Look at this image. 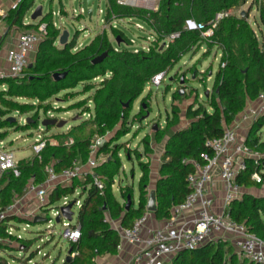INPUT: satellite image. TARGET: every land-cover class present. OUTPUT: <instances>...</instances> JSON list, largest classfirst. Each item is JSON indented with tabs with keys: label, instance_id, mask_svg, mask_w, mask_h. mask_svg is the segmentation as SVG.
<instances>
[{
	"label": "trees",
	"instance_id": "1",
	"mask_svg": "<svg viewBox=\"0 0 264 264\" xmlns=\"http://www.w3.org/2000/svg\"><path fill=\"white\" fill-rule=\"evenodd\" d=\"M106 1L104 19L107 24L111 25L115 20L136 19L152 31L155 40L150 44L149 50L140 49L135 52L123 45L118 48L117 42L110 40L106 30L81 47H77V35L65 46H57L60 29L54 26L51 14L43 15L37 24L24 23L35 0H19L2 18L9 27V32L13 27L22 30L37 29L38 24L45 22L48 33L39 43L34 61L25 68L22 75L0 78V86H6L0 90V129L17 126L14 120L4 118L7 114L26 113L39 106L47 108L48 101L54 95L75 88L80 83L83 84V92L93 90V95L90 99L78 101L71 106L80 108L91 100L94 111L90 118L82 119L67 132L44 136L46 146L41 153L19 161V176L12 171L0 173V212L13 204L16 198L24 195L29 182L42 184L47 178L46 170L49 166L59 173L72 166L75 160L86 163L93 138L109 137L97 151V159L104 156L103 161L82 177L75 178L71 185H58L50 192L53 203L74 193L79 188L76 183L85 179L81 192L86 197L79 207L77 219L81 235L77 241L70 242L71 254L74 256L70 254V260L66 259L63 264H96L98 256L114 255L118 252L121 236L107 220L106 213L112 220H121L122 227H129L147 212L150 184L147 165L141 164L137 207L134 205L132 187L120 186L121 197L125 200L123 203L112 190L115 178L122 168L118 155L122 145H112L115 138L110 134L115 129L118 138L128 133L120 127L129 119L134 101L144 92L154 75L168 72L183 55L188 52L197 53L203 46H206L205 55L213 48L221 51L220 66L215 75L212 92L205 103H195L185 111V118L189 123L178 127L182 111L179 106L174 105L172 113L166 118L165 128L160 129L158 126L154 131L155 138H159L161 134L178 127L171 132L161 158L155 187L154 214L158 219L170 217L172 206L183 202L191 192L187 177L195 172V161L205 162L201 154H212L208 140L221 136L225 126L231 125L248 103L264 92V0H160L157 10L124 5L117 0ZM248 3L246 16H241L242 7ZM254 8L258 12L255 23L259 33L249 21ZM221 12L229 14L219 21L211 38H203L199 29L186 28L187 21L208 24ZM111 29L115 39L120 38L122 42L129 44L130 40L125 38L122 30L112 25ZM173 32H180V37L161 49L159 43ZM7 35L8 33L3 37ZM105 52L107 55L102 61L93 63L95 58ZM191 70L198 78L197 69ZM58 73H65L64 78L55 80L54 75ZM69 93L71 92H66ZM179 93L178 89L175 90L173 99L179 97ZM17 98H26L37 103H22ZM148 98L145 97L143 103L147 106L141 105L135 119L145 117ZM87 111H90L89 107L83 113ZM32 122L33 120L29 121L30 124ZM263 126L264 115L252 122L246 137V143L256 145L262 152L264 140L259 132ZM84 130L85 134L78 138L77 134ZM71 137H75L74 141L71 144L66 143L67 138ZM142 143L147 150L150 149L149 138H144ZM131 151L137 152L136 149L128 148V158L132 155ZM255 171L261 172L264 179V158L260 165L248 162V168L239 175L238 183L244 188L260 186L261 183L251 179ZM96 177L102 180V189L95 185ZM128 196L133 204L126 211ZM228 210L233 220L244 223L249 232L264 240V196L245 193L241 199L231 202ZM11 221H23V218L16 214H7L0 222L1 239L11 238V234L7 232V225ZM20 241L18 249L26 250L27 241ZM224 244L210 241L195 250H184L175 255L168 264H258L237 258L239 256L231 252L230 246L227 248V252H231L228 262L223 250ZM7 248L12 247L0 242V264H9L1 254ZM30 260L26 262L29 263Z\"/></svg>",
	"mask_w": 264,
	"mask_h": 264
},
{
	"label": "rangeland",
	"instance_id": "2",
	"mask_svg": "<svg viewBox=\"0 0 264 264\" xmlns=\"http://www.w3.org/2000/svg\"><path fill=\"white\" fill-rule=\"evenodd\" d=\"M86 1L87 0H35L27 18L31 20V15L36 7L42 6L43 15L51 14V16H53L56 26L60 29V35L64 30H67L70 34V40L76 35L78 36L76 39L77 47L90 43L98 33L104 30L107 31L110 40L115 42L116 39L112 33L110 24H107L105 21L103 23L102 21V19L105 20L107 1L96 0L93 3L91 20L87 15ZM159 2L160 0H157V7ZM248 7L249 3L243 6L242 10H247ZM81 9H83V13ZM100 10H102V12H100ZM257 18L258 12L256 8H254L251 11L249 21L259 33V29L255 23ZM137 24H141L143 29L138 28ZM118 28L122 30L125 38L128 40L133 38L136 41L134 45H132V48L141 46L148 47V45L152 43V41L148 42L146 40L152 31L142 21L136 19L126 20L121 22ZM159 44L161 49L166 47L163 42ZM56 45L60 46L59 41ZM121 45H123V47L125 46V44ZM205 51L206 46H203L197 53H186L173 68L169 69L164 82L159 87L150 85V89L145 88L144 92L134 101L129 119L120 127L123 131L127 130L128 133L118 138V132H116L115 129L110 134V136H114L115 138L112 145H122L118 153L122 161V168L112 186V190L120 202H125L121 197L120 186L132 187L134 205L137 207L142 163L149 167L150 181L152 177L156 176L155 174H159L162 163L161 158L164 152V150L162 152L163 146L165 148L164 144L167 142L173 129L177 127L167 131L165 134H161L159 138H155V132L153 130L154 125L157 124L160 129L165 128L166 118L172 113L174 105L179 106L182 111L181 121L187 124V122L183 120L185 119L186 109L195 103H205L207 98V96H205L206 90H208L209 94L212 92L215 75L220 66L219 53L221 51L217 48H213L207 55L204 54ZM31 57L32 56H30V61L32 60ZM192 68L197 69L198 78H193L194 72H191ZM209 69L212 71L210 75ZM209 76L210 78L208 79ZM182 77L184 79L187 77V83L184 82L183 85L180 84ZM202 79H204V82ZM5 88L6 86L4 85L0 86V90ZM177 89L180 92L179 97L173 99V92ZM195 91H197V93ZM66 92H71L72 95L71 93L66 94ZM92 93L93 90L83 92V84L80 83L75 88L61 91L54 95L48 101L47 108H41L39 106L26 113L11 112L7 114L4 118L14 120L17 126L0 129V148L14 151L18 161L33 157L34 153L32 146L40 135L44 137L54 133L67 132L71 127L82 121V119L86 120L88 114L85 113H88V111L85 113L83 112L88 109V103L87 105H82L80 108H74L71 105L83 99H90ZM197 94L198 97H196ZM145 97H149L146 101L148 108L144 114L145 117L135 119V115L139 112L141 105H145L143 104ZM17 100L22 103H37L36 101L26 98H17ZM90 107H92L91 111H94L92 103ZM46 118L65 120L66 124L63 127L51 126L46 128L42 125V121ZM28 120H33V124H30ZM181 125L182 124H179L178 127H181ZM251 125L252 122L249 121L247 125L241 126V137L248 136V129L250 130ZM234 126L236 127V125ZM237 131L239 132V127ZM84 132L86 131L84 130L82 133L77 134V137H82L85 134ZM259 135L264 139V126L259 132ZM106 138L109 139V137ZM144 138H149V150H147L145 144L142 143ZM74 139L75 137L67 138L66 143L68 142L71 144ZM93 139L95 140L96 137ZM52 142H57V140H52ZM128 148L130 150L136 149L137 151H131L132 155L129 158L127 156ZM100 158V161L105 159L104 156H100ZM84 182L85 179H82L76 183V186H79V188L76 189L74 193L68 195L70 201L76 198L84 201L86 196L81 192ZM244 190L247 194L264 196V185L252 186L249 187V189L244 188ZM149 195L150 194H148V200ZM51 200L49 194L43 205H39L40 202L36 197L33 194L27 193L15 199L14 203L16 207L14 208V212H16V215L22 217L23 221H11L9 225H7L9 230L8 234H11V238L7 237L3 239L2 242L12 248L5 249L1 254L9 264H63L69 257L70 242L61 236L63 230L62 223L56 222V218L53 217L54 210L61 206L63 199L61 198L53 203ZM31 203L33 205H31ZM72 210L74 212L73 223H77L79 207L74 206ZM35 216H41L46 218V220L51 218V228H53L54 233H51V229L48 227V221L34 223ZM21 239L26 240L28 243V248L26 250L18 249ZM216 241L225 243L223 250L226 252L228 262L231 252L238 256L237 247L230 240L218 239ZM229 246L231 248L230 253L227 252ZM237 258L243 259L240 256ZM28 259H31V263L30 261L29 263L26 262Z\"/></svg>",
	"mask_w": 264,
	"mask_h": 264
},
{
	"label": "built area",
	"instance_id": "3",
	"mask_svg": "<svg viewBox=\"0 0 264 264\" xmlns=\"http://www.w3.org/2000/svg\"><path fill=\"white\" fill-rule=\"evenodd\" d=\"M117 1L120 4L142 7L148 10H157L158 8L157 0ZM81 12L83 13V9ZM228 14V12L218 13L215 19L208 24L187 21L186 28L199 29L203 38H211L214 36L219 21ZM4 16L5 14H0V41L4 35L2 28ZM102 21L104 23L105 20L102 19ZM123 21L126 20H115L111 25L116 28ZM137 25L138 28L143 29L141 24ZM54 26L57 27L55 22ZM47 33L45 22L38 24L37 29H27L20 32L16 48L8 55L7 69L0 68V78L22 75L25 68L30 64L31 54L37 51L39 43L47 36ZM179 37L180 32L167 35L163 41L164 46H168L169 43ZM146 40L148 42L154 41L155 35L151 33ZM135 42L132 38L129 44L120 42L117 43V47L120 48L121 44H125L124 47L132 48ZM149 47L150 45L132 49L137 52L140 49L149 50ZM167 73L163 71L154 75L146 88L150 89V85L159 87L164 82ZM248 104L238 116L253 122L264 115V92ZM233 124L234 122L232 125L225 126L221 136L208 140L207 144L211 148L212 154H201L205 160L204 163L194 162L195 172L187 177L191 192L183 202L172 206L170 217L165 218V224L162 227L148 229L149 211H147L137 218L131 226L116 228L121 236L118 249L122 248L124 243L137 249L129 259L117 264H168L178 253L184 250H195L210 241L217 242L218 239L230 240L237 247L238 255L249 262L264 264V240L249 232L244 223L233 220L228 210L231 202L241 199L245 194L244 187L238 183L239 175L248 168L250 161L254 165H260L264 158V152L260 151L256 145L246 143V137H241ZM101 139L103 138H96L90 145L89 158L86 163L75 160L72 166L59 173L55 172L52 166H49L46 170V180L38 185L32 181L29 182L24 192L33 194L40 202L39 205H43L50 192L58 185L69 186L75 178L82 177L97 166L100 161L96 155L100 147L98 142ZM45 146L46 141L40 135L32 146L34 155H39ZM18 163L14 151L0 148V173L12 171L16 176H19ZM251 179L264 185V179L259 171L252 173ZM216 181L222 183L224 190L223 206L219 208L216 206L217 197L213 191V184ZM94 183L98 188H103V182L99 178L96 177ZM71 203L73 209L74 206L80 207L82 201L79 198L70 201L68 196L63 197V202L54 210L53 217L56 218L61 214V207ZM15 207L16 205L13 203L6 210L0 212V222L7 214H16L14 212ZM188 212H191L189 219H187ZM46 221L49 222L48 227L51 229V233H54L53 228H51L52 219ZM59 223H62L63 226L61 233L63 238L69 242H75L80 238V226L73 223V219L68 221L61 217ZM7 232L9 233L8 228ZM2 241L3 239L0 238V242ZM71 256L73 257L74 254Z\"/></svg>",
	"mask_w": 264,
	"mask_h": 264
},
{
	"label": "crops",
	"instance_id": "4",
	"mask_svg": "<svg viewBox=\"0 0 264 264\" xmlns=\"http://www.w3.org/2000/svg\"><path fill=\"white\" fill-rule=\"evenodd\" d=\"M17 1L18 0H0V14L1 13H8V11L12 8H14L17 4ZM31 12V11H30ZM29 13V12H28ZM5 14V15H6ZM42 14H43V10H42ZM251 15V14H250ZM43 16V15H42ZM28 17V14L26 15L25 17V20H24V23L29 25V24H37L40 20V18L36 19V20H30L27 18ZM55 22V21H54ZM2 28L4 30V35L6 33H8L7 36H5V38L3 37L2 39V42H1V45H0V68H4V69H7L8 67V61H7V58H8V55L10 54V52H12L15 48H16V42H17V38L20 34V32L24 31V29H17L16 27H13L10 32H9V27L7 26L6 22L3 20L2 21ZM33 29V28H31ZM26 30V29H25ZM3 35V36H4ZM58 40V39H57ZM69 40H70V37H69ZM56 43H58V41H56ZM61 46V45H60ZM81 47V46H80ZM36 53V52H34ZM34 53L31 54V58L32 60L30 61V63H32L34 61ZM219 57H221V52L219 53ZM212 72V71H210ZM210 72H209V75H210ZM204 73V72H203ZM195 73H194V76L193 78H196L195 77ZM210 78V76L208 77V79ZM96 81H99L98 79H96ZM94 92V91H93ZM93 93L91 94V97H92ZM84 100V99H83ZM81 101V100H80ZM78 102V101H77ZM76 103V102H75ZM92 103L91 100L88 101V107L90 109V111H88V113H85V114H88V117L87 118H90L92 115H93V111H91V108L90 107V104ZM93 104V103H92ZM249 105V104H248ZM93 109H94V105H93ZM90 115V117H89ZM86 118V119H87ZM182 120V119H181ZM184 121L187 122V124L189 123V120H187L186 118L183 119ZM251 121L250 119H245V118H242L240 116H237L235 121H234V125H236V128L239 127V134H240V129H241V126H245L247 125V123ZM181 127L183 126H186L187 124L186 123H183V121L180 122ZM178 128V127H177ZM176 129V128H175ZM173 129V131L175 130ZM156 131V130H154ZM249 131V129H248ZM247 133V131H246ZM245 133V134H246ZM56 134V133H54ZM53 135V134H51ZM241 136V134H240ZM107 140V138H105ZM263 139V138H262ZM264 140V139H263ZM165 145V144H164ZM164 146H163V149H162V152L164 150ZM101 159V158H100ZM99 159V161H100ZM156 176L155 177H152L151 178V181H150V185H149V190L150 192L152 190H155V187H156V182L159 178V174H155ZM222 183L220 181H216L214 184H213V191L217 197V203H216V206L219 208V207H222L223 206V196H224V190H223V187H222ZM246 189H249V188H246ZM149 192V194H150ZM246 193V192H245ZM31 205H33L31 203ZM148 211V209H147ZM146 213V212H145ZM191 216V212H188L187 214V219L190 218ZM106 218L107 220H109L112 224V226L116 229L117 227L119 226H122L121 225V220H112L110 215L108 213H106ZM165 224V218L163 219H158L155 217V214L154 212H150L149 211V221H148V229H155V228H159V227H162L163 225ZM136 248L134 246H131L129 244H123L122 245V248L118 249V252L114 255H104V256H98L96 258V264H117V263H120L124 260H127L129 259L133 254L134 252H136ZM238 250V249H237ZM239 256V255H238Z\"/></svg>",
	"mask_w": 264,
	"mask_h": 264
},
{
	"label": "water",
	"instance_id": "5",
	"mask_svg": "<svg viewBox=\"0 0 264 264\" xmlns=\"http://www.w3.org/2000/svg\"><path fill=\"white\" fill-rule=\"evenodd\" d=\"M86 3H87V15H88L89 19L91 20L92 19V13H93L94 0H87ZM42 10H43L42 6H37L31 15V19L36 20L38 18H41L43 15ZM246 13H247V10H242L240 15L246 16ZM69 37H70L69 32L67 30H64L58 38L59 44L61 46H65L70 41ZM116 42L120 43L121 42L120 38H117ZM106 55H107V52L98 56L97 58H95L93 60V63H99L100 61H102L104 59V57ZM210 74H212V72H210ZM64 76H65V73H61V74L58 73V74L54 75V79L59 80V79L64 78ZM184 82H185V79L182 77L180 84L183 85ZM208 95H209V92H208V90H206L205 96H208ZM128 105H129V103L126 104V106H128ZM28 121H30V120H28ZM65 124H66L65 120H58L57 118H46L42 121V125L45 126L46 128L51 127V126L63 127ZM157 128H158V125L155 124L153 127V130H156ZM106 141L107 140L105 138H103L98 142V145L102 146ZM132 204H133V200L131 199L130 196H128L126 206H125L126 211H128L130 209ZM72 206H73V204L71 203V204H68L66 206L61 207V214L56 217V222L59 223L61 220V217H64V219H66L68 221H72L73 215H74V212L72 210ZM147 209L150 212H155V210H156L155 190H152L150 192L149 200H148V204H147ZM45 221H46V218H43L41 216H35V218H34V223L45 222ZM70 254H71V250H69V257L67 258L68 260H70V258H71Z\"/></svg>",
	"mask_w": 264,
	"mask_h": 264
}]
</instances>
